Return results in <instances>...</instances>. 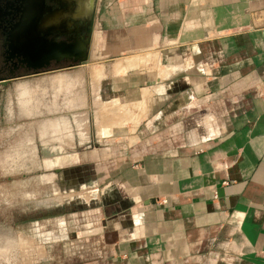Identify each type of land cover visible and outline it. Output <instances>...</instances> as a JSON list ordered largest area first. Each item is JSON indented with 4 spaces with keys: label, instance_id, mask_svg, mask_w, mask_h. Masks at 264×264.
Segmentation results:
<instances>
[{
    "label": "crops",
    "instance_id": "0c3cea01",
    "mask_svg": "<svg viewBox=\"0 0 264 264\" xmlns=\"http://www.w3.org/2000/svg\"><path fill=\"white\" fill-rule=\"evenodd\" d=\"M95 3L110 264H264V0Z\"/></svg>",
    "mask_w": 264,
    "mask_h": 264
},
{
    "label": "rangeland",
    "instance_id": "374dc122",
    "mask_svg": "<svg viewBox=\"0 0 264 264\" xmlns=\"http://www.w3.org/2000/svg\"><path fill=\"white\" fill-rule=\"evenodd\" d=\"M95 2L78 0L76 7L91 4L88 61L50 64L0 84V264H110L113 235L103 226L107 212L95 202L108 180L102 171L129 127L112 125L124 117L113 112L129 111L98 92L106 80L98 76L103 54L111 57L113 50L104 51L98 39L92 44ZM71 152L76 158L61 161Z\"/></svg>",
    "mask_w": 264,
    "mask_h": 264
},
{
    "label": "flooded vegetation",
    "instance_id": "af4514ba",
    "mask_svg": "<svg viewBox=\"0 0 264 264\" xmlns=\"http://www.w3.org/2000/svg\"><path fill=\"white\" fill-rule=\"evenodd\" d=\"M77 3L78 0H0V78L36 74L41 69H47L50 64H77L83 57L78 54L80 44L85 46L83 49L87 56L92 18L91 2L82 14L69 16ZM67 43L77 47L69 56L66 55V50L65 54L57 57L41 59L36 55L31 59L25 52L37 48L52 52L53 47L55 49ZM74 54H78L75 59ZM37 62H43V66L30 65Z\"/></svg>",
    "mask_w": 264,
    "mask_h": 264
},
{
    "label": "water",
    "instance_id": "95a60500",
    "mask_svg": "<svg viewBox=\"0 0 264 264\" xmlns=\"http://www.w3.org/2000/svg\"><path fill=\"white\" fill-rule=\"evenodd\" d=\"M83 48H84V46L80 44V46L78 47V50H79L78 52H80V53H78V54H81V56H83L81 58V61L85 62V61H88L89 55H87V56L85 55ZM76 49H77V47L75 46V44L67 43L66 45L57 46L55 49L53 48V50H52L53 52H49L44 48H37L34 50L30 49V50H27L25 52H27L28 58L32 59L34 56L37 55L38 58L45 59L49 56H56L57 57L59 54L64 53L66 50H67L66 55L69 56V54L71 52H75ZM78 54H74V59L76 58V56ZM30 65L33 67H39V66H43V62L31 63ZM74 65H76V64H69L68 66H74ZM9 80H10V77H1L0 78V84H6ZM55 169H56V167H55Z\"/></svg>",
    "mask_w": 264,
    "mask_h": 264
},
{
    "label": "bare ground",
    "instance_id": "6f19581e",
    "mask_svg": "<svg viewBox=\"0 0 264 264\" xmlns=\"http://www.w3.org/2000/svg\"><path fill=\"white\" fill-rule=\"evenodd\" d=\"M82 1H85V0H82ZM87 7H88V5L86 4V5H84V8H83V9H81V8H79V9H78V8H75V10H76V11H79V13L82 14L83 11L87 10ZM69 13H70V12H69ZM74 23H75V22H74ZM41 25H42V24H41ZM73 26H74V25H73ZM70 29H71V28H70ZM51 30H52V29H51ZM61 30H62V29H61ZM51 33H52V32H51ZM51 33H50V34H51ZM71 34H72V32H71ZM76 34H77V33H76ZM56 35H57V34H56ZM47 36H48V35H47ZM51 36H52V35H51ZM75 38H76V37H75ZM70 39H71V38H70ZM41 40H42V39H41ZM90 43H91V42H90ZM52 47H53V46H52ZM84 47H85V46H84ZM53 48H54V47H53ZM85 49H86V48H85ZM46 50H47V49H46ZM47 51H49V50H47ZM89 51H90V50H89ZM52 52H53V51H52ZM24 53H25V52H24ZM66 53H67V52H66ZM64 54H65V53H64ZM88 54H89V53H88ZM38 60H39V59H38Z\"/></svg>",
    "mask_w": 264,
    "mask_h": 264
},
{
    "label": "built area",
    "instance_id": "2783aa9c",
    "mask_svg": "<svg viewBox=\"0 0 264 264\" xmlns=\"http://www.w3.org/2000/svg\"><path fill=\"white\" fill-rule=\"evenodd\" d=\"M161 202H163V201H165V198H161V199H159Z\"/></svg>",
    "mask_w": 264,
    "mask_h": 264
}]
</instances>
